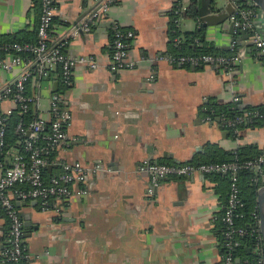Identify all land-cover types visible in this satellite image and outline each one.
Returning a JSON list of instances; mask_svg holds the SVG:
<instances>
[{"label": "crops", "instance_id": "crops-1", "mask_svg": "<svg viewBox=\"0 0 264 264\" xmlns=\"http://www.w3.org/2000/svg\"><path fill=\"white\" fill-rule=\"evenodd\" d=\"M101 1L57 0L50 31L51 45L67 41L69 55L94 56L99 67L77 66V84L70 89L56 73L45 79L33 76L27 84L38 116L51 120L56 92L65 95L72 112L70 142L54 155L56 162L102 166L85 184L73 186L86 188L88 194L73 197L69 216L43 212L35 200L18 203L25 223H30L25 243L33 264H224L218 233L227 197L223 182L202 175L169 177L150 198L149 176L139 173L138 166L147 158L176 164L201 161L210 145L231 152L254 144L262 152L264 120L236 134L218 119L207 120L206 111L210 101L235 103V97V105H263L264 59L258 57L249 31L247 38L240 36L241 62L230 75L212 66H177L160 59L170 51L175 17L182 32L194 31L201 22L186 13L192 0H182L180 16L175 13L177 0H116L108 17L99 19L90 32L71 37V27ZM253 3L258 11L255 27L264 37V10ZM41 10V0H0V57H11L2 49L5 42L37 39ZM113 22L135 32L134 70L108 68ZM207 27L212 45L231 49L229 29ZM30 67L1 69L0 91ZM0 108L6 111L15 104L4 99ZM59 171L58 165L50 173ZM9 227L0 211V264H13L1 259ZM238 258L240 264H252L250 258Z\"/></svg>", "mask_w": 264, "mask_h": 264}, {"label": "built area", "instance_id": "built-area-1", "mask_svg": "<svg viewBox=\"0 0 264 264\" xmlns=\"http://www.w3.org/2000/svg\"><path fill=\"white\" fill-rule=\"evenodd\" d=\"M42 10L40 24L37 31V39L34 42H7L2 49L11 52L10 58L0 57V70H12L22 64H30L23 74L12 85L5 86L0 91V102L10 99L15 108L2 111L0 108V211L9 220V231L6 236L5 247L1 253L2 261L13 264H33V255L25 243V221L20 212V201L35 200L39 203L40 210L51 212L58 217H66L71 212V201L75 195H87L84 187L73 189L74 185L85 184L88 178L101 170L102 166L96 164L92 167L80 161L56 162L54 155L57 151L70 142L68 128L72 123L73 115L66 103V97L61 92L52 95L50 110L51 120L42 116L25 127L21 121L17 131L25 134L24 153L7 149L6 143V119L17 107L23 113L33 107L35 99L27 93V84L31 77L50 78L60 67V82L65 88L74 87V70L79 65H86L91 69H97L99 64L94 56H72L66 52L67 41L51 45L50 31L57 10V0H41ZM116 0H102L98 7L92 10L82 21L73 25L70 36L78 37L81 33H88L92 26L102 18H107L110 7ZM234 7L231 20L235 30L238 26L249 31L258 57L264 59V37L255 27V18L258 11L253 0H229ZM175 13L181 15L184 11L182 0H177ZM179 29V19L175 20V28ZM112 32V58L109 64L110 71L134 70L137 62L131 56L135 32L130 28L122 27L117 22L111 25ZM174 42H179V37H174ZM237 41L232 40L231 48ZM27 57V59H25ZM166 59L177 66H212L230 75L234 68L241 62V55L237 52L231 55L207 53L202 55L183 54L175 56L167 53L159 57ZM239 98L235 97V103ZM207 120L212 121L210 116ZM257 119L264 120V113L259 110H247L232 119L225 120V127L238 133L241 126L252 127ZM60 166L58 173H51L46 178L47 169L52 171L55 166ZM242 169L254 171L256 183L264 178V149L254 159L245 161L223 162H186V163H160L152 159H144L138 166L141 174L149 176L147 188L148 197H154L156 189L161 181L169 177H191L196 175H211L225 173L230 175L231 183L227 203L222 214L224 223L223 236L225 240V252L222 254L224 264H238L237 250L242 244V239L248 234V229L237 224V220L243 217L241 209L244 203L240 197L238 173ZM264 187V186H263ZM262 187H260L261 189ZM259 209V208H258ZM254 225L250 233L255 237L252 251L254 264H264V241L260 229V210L252 213Z\"/></svg>", "mask_w": 264, "mask_h": 264}, {"label": "trees", "instance_id": "trees-1", "mask_svg": "<svg viewBox=\"0 0 264 264\" xmlns=\"http://www.w3.org/2000/svg\"><path fill=\"white\" fill-rule=\"evenodd\" d=\"M187 15L198 17V9H197V0H192V4L190 8L187 10ZM178 18H174V21ZM172 23V30L175 28V23ZM207 29L208 27L204 25L203 23L199 22L198 27L194 31H179V29L176 30V32L171 35L172 36V43L170 44V54H173L175 56L183 55V54H193V55H202L207 53H213V54H224V55H231L238 52L239 49V39H240V32L239 30L234 31L232 33L233 40H236V46L234 48H231L230 50H224L221 48H218L214 45H212L208 41L207 37ZM179 37V42H174V37ZM13 41H19V42H29V41H36V40H12L8 42ZM6 43V42H5ZM60 67L57 68L56 74H59ZM54 73V74H55ZM60 79V77H59ZM61 83V82H60ZM28 88V87H27ZM27 93L31 95L27 89ZM259 110L260 112L264 113V104L260 106H242V105H235V103H228V104H220L215 101H210L207 104V111L206 115L210 116L212 118V121H216L217 119H220L219 122L223 125L224 128L231 130V132H234L231 128L225 127V120L232 119L236 117L239 114H243L247 110ZM38 114L33 109L30 108L29 111L23 113L20 108H16L13 110L11 114L7 116L6 119V143H7V149H15V151H20L24 153V143L23 141L26 138L25 134H20L17 131L18 124L22 121L24 126L27 127L31 122H33L37 118ZM263 123L262 119H257L252 127L259 126ZM247 127V126H241L240 128ZM236 135V134H234ZM261 154V150L257 145L251 144V145H243L240 146L238 149L233 150L231 152H224L221 151L219 148H217L214 145L208 146L206 150V157L204 160L196 161L197 162H223V161H234V160H240L245 161L247 159H254L257 158ZM51 171L49 169L46 170L45 176L46 178H49ZM208 177L212 178V180L220 179L224 184V189H227V197L225 199V206L227 203V198L230 190V183H231V177L228 174L225 173H215L211 175H207ZM238 183L240 187V197L242 199V202L244 203V207L240 210L243 214L242 218H239L237 220V224L240 226L246 227L248 229V234L243 237L241 246L238 247L237 250V256L242 258H250L252 264H254V253L250 252L248 248H253V245L255 243V237L254 235H251L250 230L252 226L254 225V219H252L253 215L252 213L254 211L259 210L258 206V194L260 190V183H256L254 178L256 177V174L254 171L248 170V169H242L239 171L238 175ZM224 211V210H223ZM223 214V213H222ZM222 218V217H221ZM220 218V220H221ZM219 228V237L221 239V252L222 254L225 252V240L223 236V229H224V223L222 220L218 223Z\"/></svg>", "mask_w": 264, "mask_h": 264}, {"label": "water", "instance_id": "water-1", "mask_svg": "<svg viewBox=\"0 0 264 264\" xmlns=\"http://www.w3.org/2000/svg\"><path fill=\"white\" fill-rule=\"evenodd\" d=\"M253 1L264 10V0ZM233 12L234 7L229 0H200L198 3V16L202 23L206 26L223 25L229 29L230 33L235 30L234 22L231 20ZM238 28L240 34H244L247 38L249 34L246 35V30L242 28V25H239ZM203 177L205 178V175ZM257 201L260 210V229L264 241V187L259 190ZM29 227L30 223H25V237L30 236ZM237 263L240 264L241 259L237 258Z\"/></svg>", "mask_w": 264, "mask_h": 264}]
</instances>
